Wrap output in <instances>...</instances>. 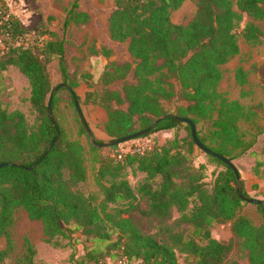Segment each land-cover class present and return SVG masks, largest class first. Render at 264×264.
<instances>
[{
    "label": "trees",
    "instance_id": "trees-1",
    "mask_svg": "<svg viewBox=\"0 0 264 264\" xmlns=\"http://www.w3.org/2000/svg\"><path fill=\"white\" fill-rule=\"evenodd\" d=\"M183 2L114 0L109 36L127 43L130 58H112L111 47L96 46L94 53L108 60L99 75V86L87 84L85 100L105 110L104 127L112 142L145 128L148 131L141 136L182 125L188 129L187 138L175 135L160 145L118 157L101 152L104 143L91 139L88 124L82 121L80 132L90 138L89 148L70 135L60 118L59 90L68 87L53 85L49 62L57 57L62 82L73 90L84 80L74 70L69 73L65 40L54 37L51 30L22 25L6 0H0V43L4 44L0 47V72L15 65L28 77L30 102L37 112V123L30 126L23 111L0 105V163L7 162L0 167V238H7L0 260L12 248L10 227L16 210L22 207L31 218L42 220L48 240L72 236L67 224L73 222L98 247L110 243L98 257L88 258L86 251L78 264H106L107 256L118 260L127 256L145 264H180L175 243L143 232L131 215H126L140 208L128 178L132 170L146 173L138 188L148 199L149 207L142 208L143 212L167 215L173 206L182 210L192 203V234L180 238L183 250L195 255L194 264H245L244 260L264 264V204L254 203L259 221L246 212L244 205L252 196L240 171L234 163L206 151L222 168L211 183L205 180L204 163L193 165L197 143L191 126L179 119L190 117L199 139L232 162L252 152L264 133L263 106L246 104L241 96L228 98L218 90V83L222 65L240 53V37L249 44L261 40L263 30L255 21H264V0H198L197 12L187 24L171 18L172 10ZM244 13L250 18L242 26ZM68 15L66 25L85 24L90 19L78 0L71 3ZM236 79L241 85L249 82L241 66ZM70 94L74 104V96L81 99L75 90ZM172 100L179 103L168 110L165 102ZM88 153L102 194L100 201L79 186L87 179ZM258 163L264 166L261 159ZM254 170L258 171L257 167ZM217 221L230 222L229 241L212 236L210 228ZM113 231L120 233L119 239L112 238ZM196 237L205 242H197ZM26 242L24 254L5 264H37V249Z\"/></svg>",
    "mask_w": 264,
    "mask_h": 264
},
{
    "label": "rangeland",
    "instance_id": "rangeland-1",
    "mask_svg": "<svg viewBox=\"0 0 264 264\" xmlns=\"http://www.w3.org/2000/svg\"><path fill=\"white\" fill-rule=\"evenodd\" d=\"M73 1L76 0H6V3L10 10L20 18L22 25L32 30L39 28L51 30L54 37H61L65 40V63L69 73L74 70L80 78H84L74 90L81 96L79 102L93 137L102 140L104 143L101 152L114 155L135 148L137 145L144 148L152 147L155 144L160 145L175 135L180 138H187L188 129L182 125L121 143L114 144L111 141L112 136L106 132L104 127L107 117L105 110L96 103L85 100V92L89 88V83L92 88L99 86V75L108 60L107 56L95 54L94 50L96 46L106 45L114 51L112 58L121 59H129L130 53L126 42L113 40L109 36L108 19L115 6L114 0H78L79 7L89 12L90 19L85 24L72 22L66 25L65 20L69 16L68 11ZM197 8L198 0H184L181 6L172 10L171 18L174 22L187 24L194 18ZM249 18L248 14L244 13V20L241 21L240 25L243 26ZM255 22L263 30L261 40L259 43L249 44L243 37H240V53L222 65L223 75L218 83V90L231 99L241 96L246 104L260 103L264 113V21L256 20ZM240 30L241 27L238 28V31ZM48 65L53 85L61 83L62 76L57 57L53 58ZM240 66L246 70L249 79L245 85H241L236 79V71ZM59 92L61 96L60 118L65 128L71 136L79 138L89 148L90 138L86 133L81 134L80 132L82 119L73 103L70 90L62 87ZM30 95L29 79L17 66L10 65L0 72V105L7 106L10 110L23 111L28 124L34 126L37 123V112L32 107ZM177 103L179 101H166L165 107L168 110H174ZM263 137L264 133L259 136L251 150L252 152H247L242 157L234 159L233 163L245 180L249 195L264 199L262 197L264 195V166L258 163L259 159L264 161ZM193 153V165L198 167L204 163L205 180L211 183L215 174L222 168L221 163L210 160L206 152L197 144L194 146ZM87 156V179L81 182L79 186L86 193L93 195L96 201H100L102 194L99 193V186L95 181V168H93L90 160V153ZM255 167L258 171L254 170ZM145 176V172H133L132 170L128 175L132 186L135 188L140 208H133L126 215L130 214L143 232L156 236L160 241L175 243L180 264H194L195 255L190 251L183 250V243L180 238L181 235L186 237L192 234L193 227L189 219L192 213V203L190 202L182 210L173 206L167 215L143 212L142 208L148 209L149 207L148 199L138 188ZM256 176L259 180L254 183ZM115 204L110 203L111 206ZM244 210L259 221L254 203L249 201L245 203ZM67 226L71 229L70 231L73 230L72 236L60 235L48 240L44 233L42 220L33 219L24 208H18L15 212L14 223L10 227L12 248L0 260V264L18 260L25 252L27 240L37 249L34 256L37 264H78L79 256L86 251L88 258H95L102 255L111 246L110 243H104L98 247L91 236L83 235L76 228L75 223L70 222ZM210 229L212 236L223 242L229 241L232 236L229 221H217ZM112 238L114 240L119 239L120 233L113 231ZM196 241L201 244L205 242L199 237H196ZM6 246L7 238L3 236L0 238V251ZM233 257L237 258L236 255ZM109 258L110 256H107L106 264H108ZM113 258L115 260L112 261L115 264L118 263V257ZM243 263L247 264V261L244 260ZM90 264L94 263L91 262Z\"/></svg>",
    "mask_w": 264,
    "mask_h": 264
},
{
    "label": "water",
    "instance_id": "water-1",
    "mask_svg": "<svg viewBox=\"0 0 264 264\" xmlns=\"http://www.w3.org/2000/svg\"><path fill=\"white\" fill-rule=\"evenodd\" d=\"M60 84H61V85H65V86L68 87L72 92L74 91L73 88H72L71 86L67 85V84L64 83V82H61ZM74 97H75L76 108H77V110H78V112H79V114H80V117H81L82 121L87 125L88 123H87V121H86V119H85V116H84V114H83V111H82V108H81L80 102H79V100L77 99L76 96H74ZM179 119L182 120V121H186L187 123L190 124L191 129H192L193 137H194V139H195V141H196V143H197V145H198L199 147H201L204 151H206V152H208V153H212V154H214L215 156L221 158V159L224 160L225 162L234 165L231 159H229L228 157H226V156H224V155H222V154H220V153H218V152L212 151L211 149H209V148H208V147H207V146H206V145H205V144L199 139V137H198V135H197L196 124H195V122H194L190 117H187V116H179ZM89 129H90V128H89ZM146 131H148L147 128L142 129V130L137 131V132H134V133H131V134H128V135H124V136L118 137V138H116V139L113 141V143L116 144V143H121V142H124V141H128V140L134 139V138H136V137L141 136V135L144 134ZM89 132H90V134H91V136H92V138H93V134H92L91 129L89 130ZM5 164H7V162H1V163H0V167L3 166V165H5ZM248 201H250V202H252V203H256V204H264V199H262V198H257V197H250V198H248Z\"/></svg>",
    "mask_w": 264,
    "mask_h": 264
},
{
    "label": "built area",
    "instance_id": "built-area-1",
    "mask_svg": "<svg viewBox=\"0 0 264 264\" xmlns=\"http://www.w3.org/2000/svg\"><path fill=\"white\" fill-rule=\"evenodd\" d=\"M22 41H18V43H21ZM29 42H26V45H28ZM43 43V42H42ZM0 47L3 48L4 47V44L1 42L0 43ZM140 150V151H143L144 150V147L141 146V145H137V147L135 148H130L128 150H125L123 152H118L117 155L118 157H121L123 153L127 152V151H132V150ZM112 260H115L113 257H110L109 258V261H108V264H112L113 261ZM118 263L119 264H145V263H142L141 260H135V261H131L127 256H123L122 258H119L118 260ZM147 264V263H146Z\"/></svg>",
    "mask_w": 264,
    "mask_h": 264
},
{
    "label": "crops",
    "instance_id": "crops-1",
    "mask_svg": "<svg viewBox=\"0 0 264 264\" xmlns=\"http://www.w3.org/2000/svg\"><path fill=\"white\" fill-rule=\"evenodd\" d=\"M242 157V156H241ZM240 158V157H239ZM237 159V158H236ZM257 180H259V179H257V176H256V179L254 180V183H255V181H257ZM263 189H264V182H263ZM262 197H264V195H262Z\"/></svg>",
    "mask_w": 264,
    "mask_h": 264
}]
</instances>
